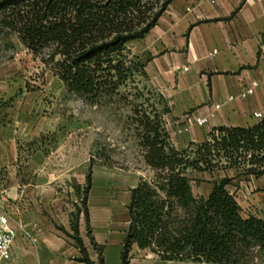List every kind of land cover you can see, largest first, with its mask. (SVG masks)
Returning <instances> with one entry per match:
<instances>
[{
	"label": "crops",
	"instance_id": "0c3cea01",
	"mask_svg": "<svg viewBox=\"0 0 264 264\" xmlns=\"http://www.w3.org/2000/svg\"><path fill=\"white\" fill-rule=\"evenodd\" d=\"M130 49L146 64L149 83L167 104L164 121L177 149L207 141L220 127L259 122L254 113L264 111V0H171L157 25ZM253 82L259 84L254 94L239 99ZM200 117L208 118L203 127L195 125ZM47 120L44 107L28 93L0 89V200L10 204L9 226L15 233L3 264H85L78 261L74 228L98 264L82 219H74L78 202L70 173L56 164L68 159V145L59 134L54 141L48 137ZM235 183L236 192L228 189L243 216L264 221V176L239 177L230 185ZM207 187L205 192L192 188L194 195L207 198L214 180ZM129 200L130 191L124 207L105 205L102 216L90 220L104 264L122 263ZM129 264L206 263L165 262L134 245Z\"/></svg>",
	"mask_w": 264,
	"mask_h": 264
},
{
	"label": "trees",
	"instance_id": "16d2710c",
	"mask_svg": "<svg viewBox=\"0 0 264 264\" xmlns=\"http://www.w3.org/2000/svg\"><path fill=\"white\" fill-rule=\"evenodd\" d=\"M170 1L0 0V34L15 36L69 93L99 105L137 77L148 80L146 64L130 44L157 25ZM159 96L161 111L153 109L140 121L144 161L154 178L130 190L121 264H129L134 245L165 262L251 264L254 252L264 256V221L244 217L228 187L239 177L264 176V119L251 127L217 128L207 141L179 150L164 121L169 109ZM228 170L239 173L214 179L207 198L194 195L193 174ZM74 229L78 261L96 264ZM98 264H104L101 256Z\"/></svg>",
	"mask_w": 264,
	"mask_h": 264
},
{
	"label": "rangeland",
	"instance_id": "374dc122",
	"mask_svg": "<svg viewBox=\"0 0 264 264\" xmlns=\"http://www.w3.org/2000/svg\"><path fill=\"white\" fill-rule=\"evenodd\" d=\"M0 89L28 93L32 102L44 107L48 137L54 141L59 134L60 139H65L66 153L70 155L65 162L56 164L67 166L78 202L74 219H82L84 236L100 257L102 247L93 243L90 220L101 217L105 205L115 202L124 207L132 188L141 180L154 178V171L144 161L140 121L153 109L161 111L160 94L149 80L137 77L135 83L110 102L92 105L69 93L60 79L15 36L6 37L3 33L0 34ZM238 173L236 170L195 173L192 186L195 192L198 188L205 192L212 180L236 178ZM236 187L235 183L229 189L236 192ZM119 217L124 225V212ZM254 254L257 257L251 264H264V256Z\"/></svg>",
	"mask_w": 264,
	"mask_h": 264
},
{
	"label": "built area",
	"instance_id": "2783aa9c",
	"mask_svg": "<svg viewBox=\"0 0 264 264\" xmlns=\"http://www.w3.org/2000/svg\"><path fill=\"white\" fill-rule=\"evenodd\" d=\"M214 51L212 54H215ZM185 71L188 68L184 69ZM259 87L257 82H253L248 88L243 90L239 95V99H245L254 94L255 90ZM220 106H215V109H219ZM254 118L258 121L264 119V113H254ZM208 121L207 117H200L195 120V125L203 127ZM11 218L10 204L8 202L1 203L0 200V264H3L12 253V246L14 241V231L9 226Z\"/></svg>",
	"mask_w": 264,
	"mask_h": 264
}]
</instances>
